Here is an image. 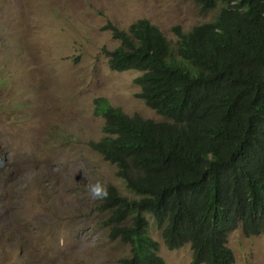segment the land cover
Returning a JSON list of instances; mask_svg holds the SVG:
<instances>
[{"label":"trees","instance_id":"obj_1","mask_svg":"<svg viewBox=\"0 0 264 264\" xmlns=\"http://www.w3.org/2000/svg\"><path fill=\"white\" fill-rule=\"evenodd\" d=\"M218 8L174 45L147 19L104 50L110 69L137 70L136 97L162 117L93 100L103 136L91 148L114 164L136 197L113 184L98 197L111 239L129 246L118 264H164L148 216L170 250L189 244L191 264H234L230 231L264 235V0H192ZM112 26V25H111Z\"/></svg>","mask_w":264,"mask_h":264},{"label":"rangeland","instance_id":"obj_2","mask_svg":"<svg viewBox=\"0 0 264 264\" xmlns=\"http://www.w3.org/2000/svg\"><path fill=\"white\" fill-rule=\"evenodd\" d=\"M217 11L192 0H0V264H118L128 256L90 194L99 183L136 197L89 144L104 135L93 100L162 117L135 95L140 71L109 68L104 50L119 42L112 26L146 18L174 45L173 26L188 31ZM148 220L164 264H191L189 244L168 249ZM227 245L234 264H264V235L238 227Z\"/></svg>","mask_w":264,"mask_h":264},{"label":"clouds","instance_id":"obj_3","mask_svg":"<svg viewBox=\"0 0 264 264\" xmlns=\"http://www.w3.org/2000/svg\"><path fill=\"white\" fill-rule=\"evenodd\" d=\"M138 19H143V18H138ZM136 19V20H138ZM146 19V18H144ZM135 20V21H136ZM148 20V19H147ZM135 21H133L132 23H134ZM150 22V21H149ZM130 23L129 26L132 24ZM151 23V22H150ZM153 24V23H152ZM155 25V24H154ZM128 26V28H129ZM112 27H116L115 25H113ZM158 27V26H157ZM117 28V27H116ZM128 28L124 31H127ZM159 28V27H158ZM119 29V28H117ZM119 30H123V29H119ZM116 39V38H115ZM119 43V42H118ZM90 194L93 196V197H103V196H106L107 195V192H106V189L99 183H96L94 185H91L90 186ZM228 246V245H227ZM229 247V246H228ZM230 248V247H229Z\"/></svg>","mask_w":264,"mask_h":264}]
</instances>
